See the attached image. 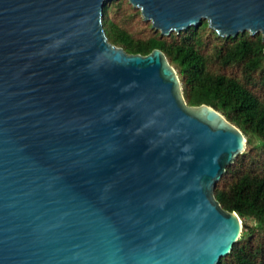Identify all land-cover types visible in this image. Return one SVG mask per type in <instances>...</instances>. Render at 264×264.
Listing matches in <instances>:
<instances>
[{
  "label": "water",
  "instance_id": "1",
  "mask_svg": "<svg viewBox=\"0 0 264 264\" xmlns=\"http://www.w3.org/2000/svg\"><path fill=\"white\" fill-rule=\"evenodd\" d=\"M108 1L0 0V264H218L243 222L214 187L245 136L162 50L109 42ZM128 1L162 35L264 42V0Z\"/></svg>",
  "mask_w": 264,
  "mask_h": 264
},
{
  "label": "trees",
  "instance_id": "2",
  "mask_svg": "<svg viewBox=\"0 0 264 264\" xmlns=\"http://www.w3.org/2000/svg\"><path fill=\"white\" fill-rule=\"evenodd\" d=\"M127 7L129 10H126ZM140 16L128 0L103 6L107 39L130 54L162 50L176 69L188 105L207 104L237 126L245 149L215 184L221 206L243 222L239 239L218 264H264V42L245 31L219 36L202 20L180 33L162 35L147 23V33L130 31L128 19ZM118 17V18H116Z\"/></svg>",
  "mask_w": 264,
  "mask_h": 264
},
{
  "label": "rangeland",
  "instance_id": "3",
  "mask_svg": "<svg viewBox=\"0 0 264 264\" xmlns=\"http://www.w3.org/2000/svg\"><path fill=\"white\" fill-rule=\"evenodd\" d=\"M132 8H134V7L132 6ZM125 9L130 11V9H128L127 7H125ZM134 9H138V8H134ZM116 18H118V17H116ZM127 22H128L127 26L129 28V30L134 32L137 35H141V34L143 35V34L147 33L145 26L147 23L151 24L150 21H145L142 18L141 13H140V16H134L133 18L128 19Z\"/></svg>",
  "mask_w": 264,
  "mask_h": 264
}]
</instances>
